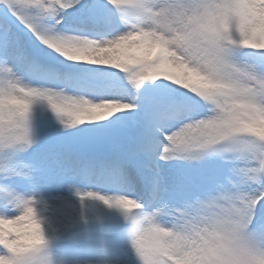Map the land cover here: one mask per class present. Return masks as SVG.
<instances>
[{
  "label": "snow or ice",
  "instance_id": "1",
  "mask_svg": "<svg viewBox=\"0 0 264 264\" xmlns=\"http://www.w3.org/2000/svg\"><path fill=\"white\" fill-rule=\"evenodd\" d=\"M261 27L264 0H0V81L10 86L0 89V133L17 126L13 82L35 86L24 101L25 134L0 142L2 160L21 140L37 143L33 110L46 104L61 128L86 134L94 153L56 155L82 205L100 201L134 223L160 210L170 222L239 198L241 226L264 232V136L253 126L264 119V45L251 39ZM190 45L196 61L179 51ZM180 64L217 87L193 90ZM221 64L234 67L232 78L218 74ZM52 176L42 162H0V178L21 177L31 190L0 201V251L13 252L9 235L45 223L35 205H45ZM78 178L90 190L75 188ZM14 204L26 209L17 219ZM131 236L128 225L131 264H164L159 249ZM12 259L29 264L26 255Z\"/></svg>",
  "mask_w": 264,
  "mask_h": 264
},
{
  "label": "clouds",
  "instance_id": "2",
  "mask_svg": "<svg viewBox=\"0 0 264 264\" xmlns=\"http://www.w3.org/2000/svg\"><path fill=\"white\" fill-rule=\"evenodd\" d=\"M182 27V26H181ZM255 46L264 45V27L257 30L251 38ZM200 49L207 48V41H202ZM190 60L196 61V49L180 47ZM200 57H205L200 51ZM203 65V59L200 60ZM185 83L195 91H203L217 87L207 76L196 70H191L185 64H180ZM217 72L223 78H232L235 74L233 66L221 64ZM12 91L19 99L16 101L18 115L17 126L11 132L0 133V142H8V137H23L27 122L24 116V101L31 99L29 93L35 87L22 78L13 82ZM6 81H0V89L9 90ZM35 103V101H33ZM42 106L47 109L46 104ZM257 132L264 136V119L253 125ZM33 128V117H32ZM34 129V128H33ZM33 144H25L22 140L16 144L18 153L28 151ZM5 151L0 148V160ZM239 198L232 201H222L211 206H203L190 212H180L170 222L163 219L164 213L154 210L151 214H137V221H124L130 225L131 238H142L148 247L159 249L164 255V264H264V232L251 230L241 226L238 210L243 207ZM258 203V200L256 201ZM17 219L25 214L24 205H13ZM35 211L43 217L42 205L36 204ZM44 218V217H43ZM27 220L21 223H27ZM47 233V236L45 235ZM52 233L47 229L46 222L33 231L22 232L19 235H9L7 240L13 249L0 251V264H15L12 256L26 255L29 264H63L50 249ZM5 239L3 223L0 222V242ZM0 247H3L0 243Z\"/></svg>",
  "mask_w": 264,
  "mask_h": 264
},
{
  "label": "rangeland",
  "instance_id": "3",
  "mask_svg": "<svg viewBox=\"0 0 264 264\" xmlns=\"http://www.w3.org/2000/svg\"><path fill=\"white\" fill-rule=\"evenodd\" d=\"M79 127L85 126L80 125ZM33 128L37 139L36 144L43 146L41 150L38 153H34L36 148L34 144L27 152L17 153L6 158V160H0V162H42L52 166L53 176L51 182L45 188L53 187L59 184L58 182L66 179L64 174L56 167V155L61 151L85 158L91 157L88 153L74 150L67 143L66 136L76 129L65 130L61 128L56 122L54 114L40 104L34 106ZM53 143H55L56 147L52 146ZM81 183L86 182L79 178L76 179L74 187L81 191L90 189L89 187L91 186L85 185L88 187H82ZM28 187L21 177L0 178V201L5 200L8 194H21ZM69 192V197L64 203L65 208L60 211L59 215L53 214L49 210H46V212L42 211L47 229L51 233L54 232L56 234V238L50 244V249L55 256L63 264H73L72 256L85 253L95 259L94 261L97 264L103 261H108L109 264H131V250L127 247V244L116 245L118 247L112 246V230L108 228V224L104 225L102 223L105 218L118 217L122 213L120 211H108L105 215V205L102 202L94 201L96 203L86 207L85 203L81 204L75 192ZM69 236L75 237L76 243L70 244L68 242ZM83 242L87 244L86 247L80 245Z\"/></svg>",
  "mask_w": 264,
  "mask_h": 264
},
{
  "label": "bare ground",
  "instance_id": "4",
  "mask_svg": "<svg viewBox=\"0 0 264 264\" xmlns=\"http://www.w3.org/2000/svg\"><path fill=\"white\" fill-rule=\"evenodd\" d=\"M83 139L81 140V144H82ZM84 145H87V144L84 143ZM35 146H36V148H35L34 153H38V151L41 150V147H43V146H41L39 144H35ZM52 146L56 147L55 143H53ZM60 153H64V152L61 151ZM58 183L59 184H56L53 187L49 186L48 188H44L43 193H42L43 200L45 201V205H42V211L43 212H46V210H49L50 212H53V214L56 213V215H59L60 211L64 210V208H65L64 207V203H65V200L69 197L70 192L68 190L67 185H65L64 181H60ZM82 187H88V186H82ZM95 187L99 188L100 186L96 185ZM89 188H91V187H89ZM86 190H90V189H85V191ZM101 190H103V189H101ZM30 191L31 190L28 187L27 189L23 190L21 194H30ZM96 202H94L92 200H87L84 203H85L86 207L87 206L89 207V206H92V204L96 203ZM87 204H89V205H87ZM0 211H2V209ZM108 211L113 212V211H120V210H118V209H110L107 206H105V210H104V213L106 212L105 215L108 213ZM122 219H123V216L121 214L118 217L116 216V217H113V218H110V219L109 218H105L102 221V223L104 225L108 224L109 227L111 229H113V228L117 227V225L119 224V222ZM68 238H71V236L68 237ZM77 245H79V244H77ZM84 245H86V244H84ZM94 260L95 259H92L91 256H88L87 253H85V254H77V256H72L73 264H97ZM98 264H101V263H98Z\"/></svg>",
  "mask_w": 264,
  "mask_h": 264
},
{
  "label": "water",
  "instance_id": "5",
  "mask_svg": "<svg viewBox=\"0 0 264 264\" xmlns=\"http://www.w3.org/2000/svg\"><path fill=\"white\" fill-rule=\"evenodd\" d=\"M81 132H76L75 134H72L68 137V140L73 144V145H76L75 143V138L78 134H80Z\"/></svg>",
  "mask_w": 264,
  "mask_h": 264
}]
</instances>
